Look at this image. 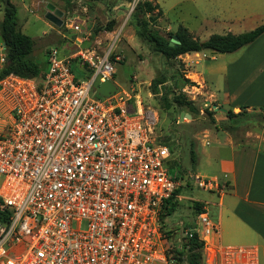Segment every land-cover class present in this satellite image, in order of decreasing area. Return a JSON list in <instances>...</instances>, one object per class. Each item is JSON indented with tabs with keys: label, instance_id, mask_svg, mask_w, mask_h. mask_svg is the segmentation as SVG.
Segmentation results:
<instances>
[{
	"label": "built area",
	"instance_id": "2783aa9c",
	"mask_svg": "<svg viewBox=\"0 0 264 264\" xmlns=\"http://www.w3.org/2000/svg\"><path fill=\"white\" fill-rule=\"evenodd\" d=\"M139 2L131 0L130 10ZM64 30L81 32L73 23ZM90 39H75L67 56L50 49L39 78L0 79V264H174L165 207L188 181L225 192L195 173L186 183L169 173L172 153L155 134L157 114L133 89L114 84V42L79 46ZM96 79L115 92L99 96ZM196 222L201 231H190L202 243V264H259L255 247L211 244L219 228L203 205Z\"/></svg>",
	"mask_w": 264,
	"mask_h": 264
},
{
	"label": "rangeland",
	"instance_id": "374dc122",
	"mask_svg": "<svg viewBox=\"0 0 264 264\" xmlns=\"http://www.w3.org/2000/svg\"><path fill=\"white\" fill-rule=\"evenodd\" d=\"M78 1V0H76ZM143 1V0H141ZM162 13L160 22L152 26L161 35H166V27L172 31L176 30L179 24L185 26L194 37L200 41L206 40L210 35H223L226 33L238 34L247 32L251 28V22H245L240 29L237 25H231L227 20L229 17L227 0H220L221 6H218L219 0H155ZM91 0H80V6L90 5ZM128 6H124L126 13L119 20H108L99 22L93 27L94 34H98L97 41L101 42V48L106 49L114 42L112 51L119 60L114 64L113 82L117 89L131 91L132 89L139 95L144 107L157 114V125L155 134L159 136L161 143L172 150L173 165L169 163V173L174 175L177 170L185 174L197 172L190 155L194 150V144L191 140L200 131L207 129L210 132L209 141L215 145L214 139L221 136L215 134L222 132L226 134L232 142L238 147H250L261 153H264V108L253 107L245 109L216 110L214 105L207 104L198 95L194 86L184 84V79H189V72H201L202 66L210 63L211 59L217 57L210 51L200 52L193 57L180 56L175 61L166 60L160 54L153 52L150 46L139 39L134 32L131 15L134 11ZM2 15L0 14V19ZM23 22L24 28L21 32L35 42L33 51L34 59L39 63L42 69L47 68V54L49 45L57 43L53 37L51 41L43 40L42 33H50L49 28L37 20L28 12H23L19 16ZM112 23L110 33H104L106 26ZM0 38V43H1ZM94 44V43H92ZM1 53V52H0ZM203 56L205 58H203ZM202 63L199 66H193L197 61ZM177 63H180L178 65ZM191 63V65H189ZM188 65V66H187ZM191 66V67H189ZM46 70V69H45ZM74 72L79 80L86 78L85 73L78 71L74 67ZM180 76V77H179ZM163 78L165 82L156 87L152 82L154 79ZM179 95H184L182 102H191L198 114L194 119L197 122H191L188 119L179 120L181 112H187L184 104L177 105L175 102ZM93 98H98L94 93H90ZM218 108V107H217ZM227 111H231L237 117L228 118ZM214 120V123L211 122ZM201 137H198V140ZM197 150H200V144L197 142ZM199 169V168H197ZM200 169H202L200 167ZM212 171L211 167L207 168ZM179 190V200L175 205V210L162 222L163 234L168 248V254L173 255L174 251L184 254L185 233L192 226L197 232L201 231L200 225L196 222V210L193 207L196 201H217L216 192H206L197 188L193 182H189ZM226 191V190H224ZM210 218L215 214V209L208 206ZM174 264H186L184 256L180 262Z\"/></svg>",
	"mask_w": 264,
	"mask_h": 264
},
{
	"label": "crops",
	"instance_id": "0c3cea01",
	"mask_svg": "<svg viewBox=\"0 0 264 264\" xmlns=\"http://www.w3.org/2000/svg\"><path fill=\"white\" fill-rule=\"evenodd\" d=\"M149 1L158 6L155 0ZM9 2L16 9L18 30L21 32V29L24 28L25 24L19 20V16L25 11L37 20L45 22L50 33L43 32V40L40 42L51 41L55 37L57 43L50 44L49 50L57 48L62 56L74 52L75 49L71 43L79 37L86 38L88 33L91 34L90 41H84L79 46L90 47L99 36L94 34L93 27L99 22L119 20L126 13L123 7L129 4L127 0H91L90 5L87 6H80V0H9ZM218 3V6H221L220 0ZM49 4L62 13L63 27L64 24L73 23L80 27L81 32L60 30V27H55L47 21L45 15ZM226 5L229 13L227 21L231 25L236 24L238 29L246 21L251 22L250 30L264 23V0H227ZM0 14L3 17L1 4ZM160 18L156 23L160 22ZM178 26L183 25L179 24ZM174 31L170 27L165 28V32ZM188 32L191 33L189 30ZM191 35L193 34L191 33ZM35 46L34 42V48ZM0 52V55L4 54L2 42L0 43ZM195 55L200 56L199 53L185 54L189 57ZM212 55L217 58L204 64L201 72H195L193 67L202 63V60H198L192 65L193 71L188 75V80L194 84L202 100L223 111L242 107H263L264 33L252 44L236 52ZM203 58L205 57L203 56ZM45 69H42V72ZM209 132L204 129L192 136L191 140L194 144L193 164L197 170L193 173L206 180L226 186V191L217 195L216 202L199 201L204 206L210 221L219 228L218 235H214L210 242L219 247H255L259 264H264V153L250 147H238L226 134L220 131L215 134H219L221 139L215 138V145H212L209 141ZM199 136L201 138L198 140ZM197 142L200 144L199 151ZM173 162L172 160L171 165ZM210 167L212 171L207 170ZM174 175L182 179L185 177V174L179 173L177 168ZM207 205L215 209V214H212L211 218Z\"/></svg>",
	"mask_w": 264,
	"mask_h": 264
},
{
	"label": "trees",
	"instance_id": "16d2710c",
	"mask_svg": "<svg viewBox=\"0 0 264 264\" xmlns=\"http://www.w3.org/2000/svg\"><path fill=\"white\" fill-rule=\"evenodd\" d=\"M130 2L131 0H127ZM2 6L3 17L0 21V37L3 44L5 63L0 68V79L7 75L13 74L15 76L35 79L42 75V69L39 63L33 57L34 41L17 28V13L15 7L9 2L5 7L0 0ZM161 16V11L157 5H153L149 0L139 2L131 15L135 35L145 41L153 52L160 54L164 59L175 61L178 57L185 54L200 53L203 51H210L212 53L229 54L238 51L252 44L264 33V23L257 26L253 30L243 32L240 34L226 33L223 35L213 34L206 40L200 41L188 32L183 26H178L174 32H168L165 36L161 35L152 26ZM112 23H109L105 31H111ZM64 30L61 26L60 30ZM176 37L179 45L170 46V39ZM114 55H111V60H114ZM180 65V63H177ZM180 77V76H179ZM186 85L194 86L188 79H182ZM163 78L154 79L153 86L156 87L163 84ZM185 100L184 95H179L176 99L177 105L184 104L187 108V114L194 118L198 111L192 107V103ZM261 108H264L261 107ZM245 109L244 107L241 108ZM239 114L234 115L231 111H227L228 118L237 117ZM214 123V120H211ZM171 153L172 150L170 149ZM191 158L194 162V152H190ZM179 193V190L177 191ZM176 203H170L166 206L163 214L161 215V222L164 218L169 216L175 210ZM196 213L202 211V205L194 202L193 204ZM5 220L4 214L0 213V222ZM192 226L187 231L189 235L185 236L184 254L179 253L178 250L174 251L172 258L176 262H180L182 256L185 258L186 264H202V243L198 241V235L195 231H190Z\"/></svg>",
	"mask_w": 264,
	"mask_h": 264
},
{
	"label": "water",
	"instance_id": "95a60500",
	"mask_svg": "<svg viewBox=\"0 0 264 264\" xmlns=\"http://www.w3.org/2000/svg\"><path fill=\"white\" fill-rule=\"evenodd\" d=\"M1 1L5 7L9 5V0H1ZM61 18H62V13L60 11L54 9V7L50 4L47 5V14L45 15V19L47 21L52 23L55 27L59 28L62 26ZM169 45L170 46L179 45V42L177 41L176 37H173L170 39ZM212 54H216V53H212ZM92 87L99 96L104 97V98L110 97L116 90V87L112 82L106 81L104 83H100L98 79L95 80ZM216 110H219V109H216ZM221 111L223 110L221 109ZM179 119L180 121H183V119H188L191 122L199 121V119L195 120L189 114L183 113V112L180 113Z\"/></svg>",
	"mask_w": 264,
	"mask_h": 264
}]
</instances>
